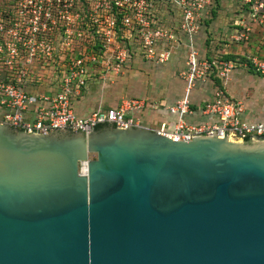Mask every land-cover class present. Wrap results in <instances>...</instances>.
I'll use <instances>...</instances> for the list:
<instances>
[{
    "label": "water",
    "instance_id": "water-1",
    "mask_svg": "<svg viewBox=\"0 0 264 264\" xmlns=\"http://www.w3.org/2000/svg\"><path fill=\"white\" fill-rule=\"evenodd\" d=\"M0 264H264V142L0 123Z\"/></svg>",
    "mask_w": 264,
    "mask_h": 264
},
{
    "label": "built area",
    "instance_id": "built-area-1",
    "mask_svg": "<svg viewBox=\"0 0 264 264\" xmlns=\"http://www.w3.org/2000/svg\"><path fill=\"white\" fill-rule=\"evenodd\" d=\"M216 0H2L0 1V123L13 129L52 134L92 132L102 122L116 129L141 127L142 100L124 98L111 109L77 115L72 103L88 82L122 76L134 57L162 66L187 40L180 79L183 96L166 106L174 117L169 139L216 136L236 143L264 142V119L252 120L226 85L240 68L264 77V0H239L231 42L254 49L245 59L205 57L195 37ZM159 7L179 14L176 26L161 24ZM209 85L211 97L196 103L193 93ZM49 90L31 92L29 88ZM190 118H200L192 121ZM143 127V126H142Z\"/></svg>",
    "mask_w": 264,
    "mask_h": 264
},
{
    "label": "crops",
    "instance_id": "crops-1",
    "mask_svg": "<svg viewBox=\"0 0 264 264\" xmlns=\"http://www.w3.org/2000/svg\"><path fill=\"white\" fill-rule=\"evenodd\" d=\"M241 15L239 0H216L210 18L204 22L194 39L200 54L209 58L224 56L230 59H245L248 57L254 49L249 51L248 46L231 42V37L237 29L235 24ZM158 17L162 25L169 27L176 26L179 20L177 12L162 7H159ZM178 39L179 45L176 46L170 61L165 65L155 66L136 56L127 71L111 83L108 80L103 82L99 78L88 82L72 103L74 112L85 117L96 110L115 108L124 98L138 99L145 103V107L136 114L141 121V126L152 130H158L163 126L169 129L175 119L165 108L181 98L184 93V83L179 74L184 68L187 40L183 34H179ZM261 56L264 57V54ZM248 71L247 73L241 72L240 69L235 71L227 82L226 90L230 98L244 103L250 119L263 120L264 117L260 118L255 112L256 106L253 107V102L261 101L258 111L264 115V77L255 74L252 70ZM249 73L252 76H247ZM245 84L252 86L258 84L261 91L255 90L252 97H246L248 87L242 90ZM29 90L41 92L49 89L32 87ZM210 97L209 85H200L193 93L196 103ZM190 120L200 121L201 119L190 118Z\"/></svg>",
    "mask_w": 264,
    "mask_h": 264
},
{
    "label": "rangeland",
    "instance_id": "rangeland-1",
    "mask_svg": "<svg viewBox=\"0 0 264 264\" xmlns=\"http://www.w3.org/2000/svg\"><path fill=\"white\" fill-rule=\"evenodd\" d=\"M0 1H2V0H0ZM240 70H241V72H243V73H247V72H249L248 71V69H247V71H246V69H244V68H240ZM250 73H252V72H250ZM248 74L247 76H252L251 74ZM254 75V74H253ZM255 76V75H254ZM248 87V89H247V93L245 94L246 95V97H252L253 96V92L255 91V90H257V91H261L260 89H261V87H260V85H258V84H256V85H251V84H245L244 86H243V88H242V90L244 89V88H247ZM244 91V90H243ZM245 98V97H244ZM252 101V100H251ZM262 103H261V101L260 102H253V107H254V105L256 106L255 107V112H257V114H258V116L260 117V118H262V117H264V115H262V114H260V112L258 111L259 109H260V105H261Z\"/></svg>",
    "mask_w": 264,
    "mask_h": 264
},
{
    "label": "flooded vegetation",
    "instance_id": "flooded-vegetation-1",
    "mask_svg": "<svg viewBox=\"0 0 264 264\" xmlns=\"http://www.w3.org/2000/svg\"><path fill=\"white\" fill-rule=\"evenodd\" d=\"M13 1H15V0H13Z\"/></svg>",
    "mask_w": 264,
    "mask_h": 264
},
{
    "label": "trees",
    "instance_id": "trees-1",
    "mask_svg": "<svg viewBox=\"0 0 264 264\" xmlns=\"http://www.w3.org/2000/svg\"><path fill=\"white\" fill-rule=\"evenodd\" d=\"M233 59V58H232Z\"/></svg>",
    "mask_w": 264,
    "mask_h": 264
}]
</instances>
